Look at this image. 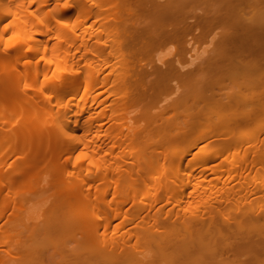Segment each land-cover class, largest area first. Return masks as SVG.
<instances>
[{
	"label": "bare ground",
	"instance_id": "obj_1",
	"mask_svg": "<svg viewBox=\"0 0 264 264\" xmlns=\"http://www.w3.org/2000/svg\"><path fill=\"white\" fill-rule=\"evenodd\" d=\"M93 17L91 28L98 21L113 31L110 43L69 26L71 19ZM207 40L210 48L200 52ZM166 45L172 48L153 57ZM99 59L103 65L95 70L89 64ZM173 92L159 111H148ZM129 106H141L148 118L143 130L125 116ZM77 125L85 139L73 134ZM110 135L117 140L105 142ZM263 143L264 0H0V233L18 238L13 244L0 238V264L23 256L30 264L48 257L55 264H262L264 204L255 210L241 204L232 216L223 215L226 206L208 207L215 205L210 200L199 214L183 203L218 187L232 199L250 169L264 168ZM83 145L92 146L95 158H79ZM126 149L135 171L122 164ZM235 150L238 159H220ZM185 169L190 173L180 183L189 199L177 197L168 209L161 204L152 224L136 222L150 253L108 236L124 214L114 229L148 216ZM144 171L154 175L141 182ZM39 181L53 197L51 215L40 220L34 211L21 213L23 194L39 190ZM255 184L264 191V178L248 181ZM131 203L138 209L124 211ZM252 220L257 227L240 225ZM56 225L77 241L67 253L25 248L38 238L36 230ZM213 235L223 241L215 243Z\"/></svg>",
	"mask_w": 264,
	"mask_h": 264
},
{
	"label": "rangeland",
	"instance_id": "obj_2",
	"mask_svg": "<svg viewBox=\"0 0 264 264\" xmlns=\"http://www.w3.org/2000/svg\"><path fill=\"white\" fill-rule=\"evenodd\" d=\"M72 2H73V0H71V3ZM71 11H73V8L71 9ZM94 19L95 18L93 17V18L87 19L86 21H83L82 18H79L78 20H76L74 18V19L70 20V23H69L70 25L69 26L71 27V29L72 28L74 29V26L77 27L78 30H77V28H76V30H77V32L80 30V33L82 32L83 28H84V30L86 29V32H85L86 38H90V39H94V40L99 38L102 42L110 43L112 38H113V37L112 38L110 37L111 34L113 36V33H112L113 31H111V33H110V30L108 31V30L103 29V27L99 25L100 23L98 21L95 22L96 24L94 23L93 28H91L92 20H94ZM105 40H108L109 42L108 41L106 42ZM210 46H211L210 45V40L209 41L207 40L206 42L205 41L201 42V44L199 46H197V49L201 52L203 49L210 48ZM171 48L172 47L170 45H166L162 49L156 50L154 52L153 57H157L158 55H163L164 53L168 52ZM94 54H95V56H97L98 52H95L93 54L90 53L88 55L91 56V58H93ZM89 56H87L88 57V61H89V59H91ZM84 59H87V58H83L82 62L83 61L88 62L87 60H84ZM115 60L116 59L114 57H112V62L116 63ZM86 62H83V64H85ZM89 65H91V66L93 65L92 67L96 70V69H98V67L100 68V65L101 66L103 65V62L101 61V59H99L96 62L95 61L94 62L91 61V64H89ZM116 67L117 66L114 64V66H112V69H111V71H112L115 68L114 71H112L115 74H116V72L118 73V67L117 68ZM109 69H108V71H109ZM114 73H112V74H114ZM11 92L12 91H10L8 93L11 94ZM175 95L176 94L174 92L173 93H164L163 95H161L163 100L157 101L155 103H152V105L150 104L148 106V111H150V112L159 111L162 108V106L167 104L169 102V100H171L172 97H174ZM104 96H102V98H104ZM113 97H114V95L112 97H110V99L113 98ZM110 99H109V101H110ZM110 102H108V103H110ZM108 103H106L107 104V108L109 106ZM112 103L114 104L115 101L112 102ZM113 104H111V105H113ZM140 108H141V106L140 107L139 106L138 107L137 106H129V108L126 111H130V112L123 111L125 116L127 115V117H129V116L132 117L131 125L134 126V129L138 130V131L143 130L145 128V126L147 125V123H148V118L146 116H144L140 112ZM124 114L121 113L120 116H122ZM109 124H111V123H109ZM253 125H254V123H251V125L246 126L244 128V130H250L253 127ZM125 129H126V131L128 130L127 128H125ZM76 130H75L76 132H73V134L75 133V137H77V135H78V137L82 138L85 135V133L82 132L83 130L81 129L80 125H77V129ZM103 132L104 131H101L100 133H103ZM94 134H92V135L88 134L89 137L88 136H86V137L87 138H92L94 136ZM84 137L82 139H85ZM81 138H78V139H81ZM114 138L115 137H113V135H110L107 138V140H105V142L109 141V140H112V142H115V140H117V137L115 139ZM155 139H156L155 136H153V138L150 137L147 142H149V144H150ZM261 145L264 146V143L261 144ZM82 148H83L82 152H80V153L78 152L79 158L81 156L80 159L84 158L85 160L87 159V161H89V160L95 158L94 157V153L91 150L92 146L88 150H85V146L84 145L82 146ZM167 149H168V147L162 148L163 152L161 151V156L164 154V150H167ZM127 150L128 149L125 150L126 151V153H125V161L122 162V164H125L127 162L124 166H128L129 165V167H127V168L130 171H133V170L135 171L136 170V167L134 166L135 164H133L131 161H129V159L132 160L131 159L132 154L130 152H127ZM238 155L239 154L237 153V150H235V152H230V153L223 154V156H221L220 159L222 161H223V159H226V158H229V157H233L235 159H238L239 158ZM177 157H179V156H177ZM188 157L189 156H186L185 160ZM129 162L132 163V164H130ZM235 163H233V165ZM1 169H3V168H1ZM249 171H250V173L247 175V178L242 180V181L245 180V182L244 183L242 182V183H239V184L237 183V186H236V190L237 191L235 193V196L232 199H227L228 196H227L226 188L218 187L220 191L219 190L216 191L215 190L216 187H215L214 188L215 191H212L213 193L210 192V193H206V194H202L200 196H197V198L193 199L190 203L184 204L185 203L184 202L183 205H185V207H183V206L182 207L186 209L188 206H190V209L188 207V209L191 210L190 212L193 211V212L199 214L203 210H205V207H202V202L204 200H210V201L215 202V205L208 206V207H216L218 205H223V206L227 207V209H225V212L223 213V215H232L233 216L234 211H235L234 209H236V207L241 205V204H247L249 209L255 210V208L258 205L264 204V194H263L264 191L262 192V190H259V189H261V185L260 184H255V185L251 186V185H248V181L252 180L253 178H258V179L259 178H264V168H261V169H258V170L250 169ZM90 173L91 172H88V171L85 172V174H88L87 177L89 176ZM142 173L143 174L141 176L142 177L141 182H143L144 179H147L148 177H151V176L154 175L150 171H148V172L144 171ZM188 173H190V169H188V170L185 169V170H182V172H180V175L178 176L179 177V179H178L179 184L175 185L174 190L172 191V193H171V195L169 197H164V196L162 197L161 196V198L158 201L153 203V207L154 208L152 210H149V215L148 216H146V214H147V211H146V214L145 213H141V215L143 214L142 216L145 215L146 217L142 218L141 215H140V219L138 218L137 219L138 221L136 220L135 223H133V224L131 223L129 225H126L125 227H122L121 229H118V228L114 229L115 223L124 220V218L125 219L127 218L126 215L128 213H126V214H124L123 218H119V219L117 218L116 220L113 221V226L111 227V230H110L111 232L109 231L110 233L108 234V236H111V237L117 236V237H120V238L125 237V239L130 244H137L139 246L140 250H141L140 255L150 253V249L151 248L142 240L143 233L141 232V228H140V226L138 227L137 223L138 222L139 223H145L146 221H148V223L152 224L155 221V219L160 218L161 217V212H160L159 206L161 204H163V203H166V208L165 209H168V208L172 207L173 201L175 203V199L177 197L181 196V197H184L185 199H189V197L188 198L186 197V195L189 192V190L186 191L187 187H185V185L182 186L181 183H180L183 180V178H186L188 176ZM46 174L48 175V173H46ZM46 174L44 173L43 176H46ZM90 175H92V173ZM48 177H49V175H48ZM45 182H46V180H45ZM41 183H42V181H39V183L37 184L38 185L37 188L39 190L36 189L37 191L35 193H25V194H23L24 195V197H23V201H24L23 206L25 207V209L23 208V210H22L23 212L21 210L20 211H21V213H22V215L24 217L26 215H28L29 213L32 214L31 213L32 211H34V216L35 217L37 215L39 216V217L37 216L38 220H40L39 219L40 217L47 218L48 215L49 216L51 215V212H50L51 209L50 208H51V206L53 204V197L52 196L51 197L47 196L48 194L46 195L45 189L48 190V188H49V186L46 185L47 183H44V181H43L42 184ZM159 184H160V182H157L152 187L154 189L155 188H159L160 187ZM44 185L47 188L45 187V189H44ZM185 188H186V190H185ZM251 188L252 189L254 188V190H258V191L255 194H252V193L249 194L250 192L247 189H251ZM223 189H224V191L226 190L225 193H224ZM221 191H223V192H221ZM246 193H248L249 196H247L248 194H246ZM28 194H32V195H28ZM112 197L113 196L109 195L108 199H110ZM146 201L150 202V199H146ZM131 204H127L125 206V208H124V211L128 210V212H129V210H131V212H132V211L138 209L139 206L137 204H132V205ZM143 208H146V207H143ZM177 209H178V206L174 207L173 208V212L176 211ZM35 210H37L39 212V214H37V211L35 212ZM261 210H264V208L261 209ZM21 213H20V215H21ZM8 214L10 215L11 213L8 212ZM24 214H26V215H24ZM111 214L109 213V215H111ZM188 214H190V213H188ZM223 215L220 216L221 219L223 218ZM93 216H95L94 213H93V215L91 217L93 219H96ZM35 217H34V220H35ZM257 222H258L257 220L256 221L252 220V221L244 222L243 224L241 223L240 225L242 227H244V228H252V227L254 228V227H257V226H254V225L257 224ZM237 226H239V225H233V227H237ZM122 233H125V234H122ZM35 234L38 235V238H36L35 240H31L32 238H30L29 241L27 240L28 242H27L25 248H27V249H36L38 251L46 249L47 253H49V251L52 250L53 248L61 247L67 253V250H68L69 246L73 247V246H76V244H77V241L71 239L73 237V235L69 231H67L62 225H59V226L56 225V226L52 227V229H50L49 232H46V233H44L42 231H39V230H36ZM79 236H80V233H78L76 235V237H78V238H79ZM5 237L6 236H2L1 233H0V238H5ZM6 238H8L10 244L15 243L17 241V239H18L17 237H14V236H8ZM222 239H223V237H220V236H217V235H213L211 240L216 241L215 243H217V242L221 243L223 241ZM99 240L102 241V239H99ZM88 250H90V248H88L87 246H85V248L83 249V251H85V252H87ZM48 256H50V255H48ZM68 258L69 257H67L66 259H68ZM5 264H30V263L27 261L26 257L23 256V258L17 259L16 261L7 259L5 261ZM36 264H40V262H38ZM41 264H55V263H54V261H52V259L50 257H48L46 259V262L41 263ZM161 264H171V263L166 262V260H163L161 262ZM262 264H264V262Z\"/></svg>",
	"mask_w": 264,
	"mask_h": 264
}]
</instances>
